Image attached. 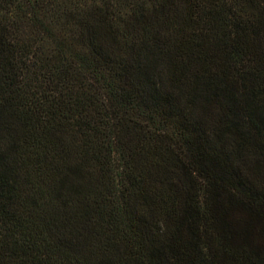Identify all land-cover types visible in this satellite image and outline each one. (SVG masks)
I'll return each instance as SVG.
<instances>
[{
	"label": "trees",
	"instance_id": "16d2710c",
	"mask_svg": "<svg viewBox=\"0 0 264 264\" xmlns=\"http://www.w3.org/2000/svg\"><path fill=\"white\" fill-rule=\"evenodd\" d=\"M0 264H264V0H0Z\"/></svg>",
	"mask_w": 264,
	"mask_h": 264
}]
</instances>
